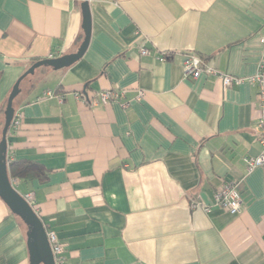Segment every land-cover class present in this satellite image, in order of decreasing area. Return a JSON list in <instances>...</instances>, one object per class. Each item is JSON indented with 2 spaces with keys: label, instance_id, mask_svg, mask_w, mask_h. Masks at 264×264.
Segmentation results:
<instances>
[{
  "label": "crops",
  "instance_id": "0c3cea01",
  "mask_svg": "<svg viewBox=\"0 0 264 264\" xmlns=\"http://www.w3.org/2000/svg\"><path fill=\"white\" fill-rule=\"evenodd\" d=\"M80 4L0 0V108L32 63L77 50ZM88 5L84 55L21 82V123L6 137L7 162L47 173L43 183L11 181L21 196L32 194L64 264H264V169L243 163L262 152L259 87L250 79L264 66V0ZM188 54L244 82L185 78ZM102 92L120 99L103 102ZM227 182L241 198L235 216L214 203ZM26 234L0 199V264H29Z\"/></svg>",
  "mask_w": 264,
  "mask_h": 264
},
{
  "label": "water",
  "instance_id": "95a60500",
  "mask_svg": "<svg viewBox=\"0 0 264 264\" xmlns=\"http://www.w3.org/2000/svg\"><path fill=\"white\" fill-rule=\"evenodd\" d=\"M82 15L81 29L83 40L74 53L58 58L44 59L33 63L13 85L3 111V127L0 134V199L9 211L18 217L27 229V248L29 264H54L53 255L47 240L46 230L38 215L12 186L7 172V134L14 116V101L20 93V84L28 76L34 75L35 70L46 67L53 71L66 69L84 55L90 39V11L88 0H80Z\"/></svg>",
  "mask_w": 264,
  "mask_h": 264
},
{
  "label": "built area",
  "instance_id": "2783aa9c",
  "mask_svg": "<svg viewBox=\"0 0 264 264\" xmlns=\"http://www.w3.org/2000/svg\"><path fill=\"white\" fill-rule=\"evenodd\" d=\"M261 43L264 45V38L261 40ZM140 53L142 55L146 54L145 49H141ZM160 61H165L166 56L163 54L160 56ZM183 76L185 78L196 79L201 74L215 76L222 84L223 88H229L233 84H242L244 82L243 78H237L230 76L226 73L219 72L213 67L206 65L203 60L194 55L188 54L185 56L182 64ZM252 82H255L259 87V101H260V116L256 123V133L258 136L259 144L262 148V152L255 157H246L243 158V163L246 170L249 172L254 168L264 169V66H260V71L254 78L250 79ZM77 100H84L81 94L76 93L74 95ZM100 97L103 102H108L110 100L120 99V96L114 92H102ZM44 98H55L59 103L63 102L64 96L62 94H57L53 91H47L44 93ZM22 115L19 111L14 112L13 119L10 124L11 129H18L21 123ZM15 182V181H11ZM25 201L31 206L32 194H26L23 196ZM214 203L216 206L222 208L230 215L235 216L240 213L241 210V198L237 190L236 184L234 182L223 183L214 193ZM207 211V208H204ZM47 240L50 245V249L53 255L54 264H64L63 257V248L59 244L57 237L54 232H46Z\"/></svg>",
  "mask_w": 264,
  "mask_h": 264
},
{
  "label": "trees",
  "instance_id": "16d2710c",
  "mask_svg": "<svg viewBox=\"0 0 264 264\" xmlns=\"http://www.w3.org/2000/svg\"><path fill=\"white\" fill-rule=\"evenodd\" d=\"M33 64V63H32ZM7 100V99H6ZM6 105L5 103L0 108V126L3 127V111ZM7 172L10 180H38L39 182H45L47 179V173L42 166L35 162L30 161H9L7 163ZM48 232V231H47Z\"/></svg>",
  "mask_w": 264,
  "mask_h": 264
}]
</instances>
